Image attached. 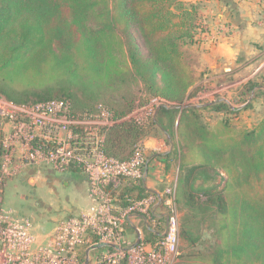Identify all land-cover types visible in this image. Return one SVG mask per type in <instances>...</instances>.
I'll return each instance as SVG.
<instances>
[{
	"label": "rangeland",
	"instance_id": "1",
	"mask_svg": "<svg viewBox=\"0 0 264 264\" xmlns=\"http://www.w3.org/2000/svg\"><path fill=\"white\" fill-rule=\"evenodd\" d=\"M182 1L202 8L201 17L196 20L194 42L183 45L185 63L191 65L195 79L182 101L153 97L148 85L140 79L138 95L130 92L133 90L130 79L110 85L85 65L81 66L83 73L80 74V69L77 77H65V81L63 77L46 74L32 81L19 71L5 78L0 74V96L13 98L5 99L17 104H35L64 100L71 93L74 111H88L96 121L106 123L107 119L111 123L106 132L107 138L112 134L111 154L137 162L142 169L140 178H119L114 188L117 191L114 198L120 192L123 194L127 182L133 181L144 188L138 187L134 194L127 195L131 204L138 202L140 206L127 227L130 244L123 246L131 248L137 240L133 227L136 225L142 231L143 243L152 242L169 257L162 264H208V249L217 238L212 215L200 212L193 220L195 225L190 223L194 239L201 236L195 243L180 235L187 210L182 195V168L210 160L206 156L210 152L205 153L201 146L209 131L216 130L217 134L221 133L218 139L228 141L227 134L256 129L264 121V0ZM131 32L141 53L149 57L146 41L138 29L132 28ZM82 58L81 55L80 63ZM63 70L50 72L61 77ZM63 82L67 84L64 86ZM58 96L61 98H54ZM162 108L179 112L162 116ZM184 109L192 110L190 129L185 130L188 138H183L182 130H178ZM0 128L3 130V124ZM2 136L0 131V139ZM23 169L0 179V208L32 222L36 244L40 246L60 220L79 215L92 205L89 181L79 170L57 171L45 167L33 168L29 173L30 169ZM218 170L217 175L199 171L194 181L196 190L221 184L227 172L221 166ZM171 218L176 220V238L174 249L168 253L159 242L166 240Z\"/></svg>",
	"mask_w": 264,
	"mask_h": 264
},
{
	"label": "trees",
	"instance_id": "2",
	"mask_svg": "<svg viewBox=\"0 0 264 264\" xmlns=\"http://www.w3.org/2000/svg\"><path fill=\"white\" fill-rule=\"evenodd\" d=\"M201 9L182 0H0V74L5 78L19 71L32 81L45 74L64 80L77 77L80 69L83 73L85 65L110 85L130 79V92L138 95L140 79L153 97L182 101L195 79L183 45L194 42ZM132 28L145 39L149 57L141 53ZM59 69H64L61 77L50 72ZM70 96L62 99L75 108ZM177 112L160 110L162 116ZM190 112L182 111L178 130L183 138H188ZM258 126L229 133L228 141L218 139L221 133L216 130L209 131L201 146L210 152V160L182 168L187 210L180 235L195 243L201 236L194 239L190 223L195 225L200 212L212 215L217 238L208 249V264H264V121ZM111 135L106 143L110 155ZM220 166L227 172L223 182L196 190L197 173L217 175ZM138 187L144 190L127 182L116 201L127 204Z\"/></svg>",
	"mask_w": 264,
	"mask_h": 264
},
{
	"label": "built area",
	"instance_id": "3",
	"mask_svg": "<svg viewBox=\"0 0 264 264\" xmlns=\"http://www.w3.org/2000/svg\"><path fill=\"white\" fill-rule=\"evenodd\" d=\"M92 117L88 111H74L65 100L17 104L0 96L3 124L0 179L23 168L79 170L87 176L92 202L81 214L60 220L40 246L36 244L32 222L0 208V264H121L125 260H128L126 264H162L168 261L169 257L152 243L142 242V231L136 226L137 240L131 248L123 246L130 244L127 227L140 203H118L114 188L119 178H140L142 169L137 162L107 153L106 132L111 123ZM175 232L176 220L171 218L168 236L159 242L166 246L168 253L174 249Z\"/></svg>",
	"mask_w": 264,
	"mask_h": 264
},
{
	"label": "flooded vegetation",
	"instance_id": "4",
	"mask_svg": "<svg viewBox=\"0 0 264 264\" xmlns=\"http://www.w3.org/2000/svg\"><path fill=\"white\" fill-rule=\"evenodd\" d=\"M0 140H1V139H0ZM33 171H34V170H33V168H32V169L29 170V173H32ZM27 174H28V173H27Z\"/></svg>",
	"mask_w": 264,
	"mask_h": 264
},
{
	"label": "crops",
	"instance_id": "5",
	"mask_svg": "<svg viewBox=\"0 0 264 264\" xmlns=\"http://www.w3.org/2000/svg\"><path fill=\"white\" fill-rule=\"evenodd\" d=\"M133 226H134V228H135V226H136V225H133ZM136 227L139 229V227H138V226H136ZM140 231H141V230H140ZM136 234H137V232H136Z\"/></svg>",
	"mask_w": 264,
	"mask_h": 264
}]
</instances>
